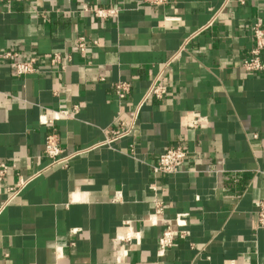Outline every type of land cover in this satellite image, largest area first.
Instances as JSON below:
<instances>
[{"label":"crops","instance_id":"1","mask_svg":"<svg viewBox=\"0 0 264 264\" xmlns=\"http://www.w3.org/2000/svg\"><path fill=\"white\" fill-rule=\"evenodd\" d=\"M140 2L0 3V54L38 63L36 74L17 77L0 60V164L15 166L0 185V264H264V72L242 68L264 0ZM95 8L119 13L84 11ZM159 76L166 96L146 99ZM118 82L132 86L125 102ZM74 107L53 129L40 123ZM193 114L207 126L187 127ZM53 131L65 155L80 154L45 170ZM180 143L188 150L180 173L154 179L159 156ZM20 180L29 182L8 202ZM156 202L167 223L152 226ZM179 215L190 235L160 258L159 238ZM131 230L139 245L119 240Z\"/></svg>","mask_w":264,"mask_h":264},{"label":"built area","instance_id":"2","mask_svg":"<svg viewBox=\"0 0 264 264\" xmlns=\"http://www.w3.org/2000/svg\"><path fill=\"white\" fill-rule=\"evenodd\" d=\"M27 0H0V3H22ZM171 0H141L139 6L148 5L151 7H161L170 4ZM138 6V7H139ZM86 13H91L94 17L98 19H108L115 18L118 16V9H84ZM252 37L254 40V45L248 52L246 57L243 59L242 68L249 74L263 73L264 72V60L262 55L264 53V25L261 21H256L251 27ZM96 44V42L94 43ZM77 49L79 53L85 57L88 46L85 38H79L77 41ZM0 60L7 61L10 63L14 74L17 77H26L29 75L36 74L38 72V63L35 58H30L27 61H23L17 53L5 52L0 54ZM53 61L61 66L62 56L60 54L53 55ZM70 61V59H68ZM162 76H159L154 80L151 88L148 92L146 99L154 98L156 100H162L167 94V88L163 85L161 81ZM115 95L120 102L127 101L132 86L127 82H118L113 85ZM78 107H74L73 111L60 110L53 111L51 117L48 119L46 116L41 117L40 123L46 125L53 129L56 122L63 119H73L78 113ZM208 124V120L198 114H193L189 121L187 122V127L193 129L205 128ZM128 132H114V138H119L126 135ZM113 139L109 140L112 141ZM80 154V152L74 153L72 155H65L64 150L59 141L58 135L53 131L48 134L45 142L44 157L48 160L45 170H51L54 168H67L70 162L75 156ZM188 156V150L183 143L177 144L173 147L167 148L166 151L159 156L157 162L152 166V176L154 179L163 176H173L180 173L183 164L185 163ZM15 169L14 165H9L7 163L0 164V185L8 177L10 172ZM28 180H20L18 184L10 188L8 191L9 198L8 202L15 200L22 190L26 187ZM151 189L154 193L157 192L155 184L152 185ZM148 222L152 226H157L159 223H167L164 217L163 205L156 202L155 213L148 218ZM175 227H173L172 222L164 229L158 241V257L162 258L166 255V252L170 250L177 239L185 240L190 235L187 228L186 215H179L173 222ZM258 224L260 229H264V201L259 205L258 211ZM126 246L139 245L141 242V236L139 233H135L131 230L125 237L119 239ZM127 255V251L119 252L118 258L122 259Z\"/></svg>","mask_w":264,"mask_h":264}]
</instances>
